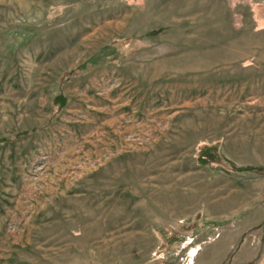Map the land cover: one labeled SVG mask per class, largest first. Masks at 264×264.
<instances>
[{"label": "rangeland", "instance_id": "374dc122", "mask_svg": "<svg viewBox=\"0 0 264 264\" xmlns=\"http://www.w3.org/2000/svg\"><path fill=\"white\" fill-rule=\"evenodd\" d=\"M0 264H264V0H0Z\"/></svg>", "mask_w": 264, "mask_h": 264}, {"label": "trees", "instance_id": "16d2710c", "mask_svg": "<svg viewBox=\"0 0 264 264\" xmlns=\"http://www.w3.org/2000/svg\"><path fill=\"white\" fill-rule=\"evenodd\" d=\"M213 153H214V152L212 151L213 158H217L218 156L214 155ZM200 159H201V161H202V158H200Z\"/></svg>", "mask_w": 264, "mask_h": 264}]
</instances>
